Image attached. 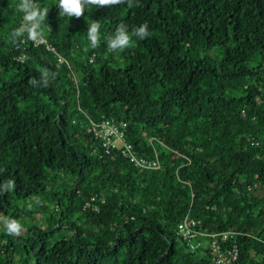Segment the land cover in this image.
Masks as SVG:
<instances>
[{
    "label": "trees",
    "instance_id": "1",
    "mask_svg": "<svg viewBox=\"0 0 264 264\" xmlns=\"http://www.w3.org/2000/svg\"><path fill=\"white\" fill-rule=\"evenodd\" d=\"M33 2L49 8L50 50L26 37L14 47L19 0H0V183L16 185L0 214L24 227L0 226V264H213L176 235L185 218L230 233L236 264H264V0H139L79 19ZM121 22L152 34L108 54ZM42 68L56 79L30 86ZM102 118L125 122L126 141L160 167L105 151L86 131Z\"/></svg>",
    "mask_w": 264,
    "mask_h": 264
},
{
    "label": "clouds",
    "instance_id": "2",
    "mask_svg": "<svg viewBox=\"0 0 264 264\" xmlns=\"http://www.w3.org/2000/svg\"><path fill=\"white\" fill-rule=\"evenodd\" d=\"M119 5H126L129 9L140 7L139 0H58L56 8L60 16L79 19L84 15L86 7L106 8ZM16 11L22 14V22L10 32V40L14 47H19L21 39L37 40L44 39L42 24L48 17L49 8L41 7L38 2L33 0H19L16 4ZM152 33L149 31L147 22L139 26H133L129 30V26L123 22L119 23L115 31L106 38V53L119 54L126 49L133 47L136 41H143ZM86 38L88 47L95 49L100 45V21L93 20L87 27ZM27 56L18 57L19 60H26ZM56 79V73L48 68H42L38 78L33 77L28 80V84L32 87H48L49 84ZM15 181L7 179L0 183V196L13 192L15 190ZM0 226L7 235L16 237L23 231V225L8 217L0 214Z\"/></svg>",
    "mask_w": 264,
    "mask_h": 264
},
{
    "label": "built area",
    "instance_id": "3",
    "mask_svg": "<svg viewBox=\"0 0 264 264\" xmlns=\"http://www.w3.org/2000/svg\"><path fill=\"white\" fill-rule=\"evenodd\" d=\"M35 44H44L47 50L51 49V46L46 45L43 39L37 40ZM19 61L22 62L23 60ZM125 128L126 123L123 121L118 122L102 118L97 122L90 123L86 127V131L99 141L105 151L117 147L120 150L121 156L135 167L141 170L159 168L160 162L158 160L139 156L135 152L132 145L125 139ZM95 201L96 197L92 196L85 206L97 210V206L92 204ZM195 227V221L187 218L179 221L176 226V235L185 241L189 251L200 252L203 249H209L213 264H236L239 254L236 243L232 242L230 247H222L231 238L232 235L230 233L206 234L196 230Z\"/></svg>",
    "mask_w": 264,
    "mask_h": 264
}]
</instances>
